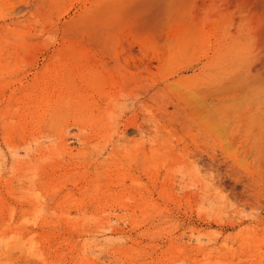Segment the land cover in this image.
<instances>
[{
    "label": "rangeland",
    "instance_id": "obj_1",
    "mask_svg": "<svg viewBox=\"0 0 264 264\" xmlns=\"http://www.w3.org/2000/svg\"><path fill=\"white\" fill-rule=\"evenodd\" d=\"M84 1L0 0V237H7L0 264H264V112H236L231 98L224 106L240 117L232 125L239 141L250 137L257 149L260 174L248 180L239 168L225 167L230 159L216 131L206 129L180 95L186 87L234 76L237 4L216 0L212 12L207 0L203 6L202 0L181 1L172 23L176 38L160 42L153 33L134 31L150 42L134 57L126 51L128 40L122 42L129 30L111 18L120 6L72 24ZM169 44L176 45L171 57ZM217 47L222 56L210 61ZM147 52L160 57L163 72L159 62L152 75L137 71ZM166 75L179 88L167 86ZM37 80L56 88L57 105L48 103L44 120L29 114L24 132L17 127L26 107L18 100ZM43 90L32 95L51 100L52 90ZM111 97H119L111 111L117 117L104 107ZM96 117L102 122L92 126ZM163 150L165 161L158 158Z\"/></svg>",
    "mask_w": 264,
    "mask_h": 264
},
{
    "label": "bare ground",
    "instance_id": "obj_2",
    "mask_svg": "<svg viewBox=\"0 0 264 264\" xmlns=\"http://www.w3.org/2000/svg\"><path fill=\"white\" fill-rule=\"evenodd\" d=\"M75 1V0H73ZM181 1L183 0H93L91 1V6H88L87 5V0H85L82 5L77 9L76 11V15L74 16L73 18V21H72V24H74L75 22H78V23H82L86 20H89V19H94L96 18L98 15H101L102 13H107V9L109 7H112V6H120V11L118 13H115L114 15H112V19H114L113 21L120 27H122L124 30H129V34L128 35H131V37H127L125 39H122V42L123 40H128V46L123 42V44H125V49L130 55L136 57L137 55H139L138 53L141 52V54H143V52H146L144 51V49L146 47H148V45H150V42L147 38H143L142 37V34H139V35H132V33L134 31H137V32H149V33H153L155 34L156 38L158 41H172L176 38V34H175V31H174V28L172 27V23H173V19L174 17L176 16L177 14V8H178V5L179 3H181ZM213 0H210V3L212 2ZM221 1L220 3L218 1H214V3L216 4H220V5H227L229 4L228 2H232L231 4L236 3L237 4V8L238 9H235L237 10L236 11V14L235 16L233 17L232 19V23L234 25V29L236 30V33L234 34H237L235 37L232 38V43H236L237 44V52L235 53V56L237 54V60H238V63H237V66L234 70V76L233 77H229L230 79H228L227 77H216L215 79L213 80H209L208 82H206L203 86L200 85L198 87H194V88H188L186 87V89H184V91H186L184 94H180V95H185L183 96L182 100H185L186 99V103H187V106H190L191 111L195 112L197 114V116L199 117L198 119L201 120V124H203L206 129L208 128V130L210 129V132L211 131H214L217 136L216 138L218 139V147L219 149L222 151L223 155L225 154L229 159H230V162H224L225 164V167L227 169L229 168H233V169H236V168H239V170H241L242 172H244L246 174V177L249 179L252 178L253 179H256L257 176H259V172H258V166L260 164V162H257V157H256V146L255 145H251L250 144V137H247L245 140L246 141H239V138H238V135L236 134V132L234 130H232V128L236 127H232L234 121L236 120H239V118L235 115H233L235 113V111L237 110H240V109H243V107H247L248 108V113L249 111H251L250 114H252L253 111L255 110H263L264 112V0H219ZM78 2V0H77ZM186 2V1H185ZM198 2V1H197ZM204 0L201 1L202 3V6L204 4ZM207 2V3H206ZM205 2V7H209L212 9V12L216 11L217 9H213L215 8V4H214V7H212V5L208 4L209 3V0H207ZM225 2V3H224ZM198 2V4H201ZM188 4V2H187ZM207 4V5H206ZM234 5V4H233ZM200 6V5H199ZM211 6V7H210ZM235 6V5H234ZM227 7V6H226ZM230 8V7H229ZM227 9V8H226ZM229 10V9H228ZM68 11V10H67ZM193 11V10H191ZM210 11V10H209ZM225 11V10H224ZM183 12V11H182ZM42 15V14H41ZM211 14H209V16H206V18H209ZM213 15V14H212ZM211 15V16H212ZM216 16L214 15L212 18H215ZM211 18V17H210ZM207 19H205L204 21L208 23V21H206ZM213 20V19H212ZM36 21V20H35ZM52 21V20H50ZM203 21V22H204ZM48 22V21H47ZM204 24V23H203ZM208 25V24H204V27ZM231 25V24H230ZM229 25V26H230ZM45 26V25H44ZM232 26V25H231ZM8 27V26H7ZM203 27V28H204ZM207 28V27H205ZM229 32V31H228ZM232 33V30L230 31ZM27 35V34H26ZM36 35V34H35ZM230 35V34H229ZM47 36V35H46ZM50 36V35H49ZM232 36V35H230ZM52 37V36H51ZM54 37V36H53ZM47 39H51V38H48L46 37ZM252 38H256V45L254 44V46H252V48L250 47V40ZM45 40V39H44ZM49 40L47 42H49ZM43 41V40H42ZM46 41V40H45ZM44 41V42H45ZM47 42H45L47 44ZM122 42L120 44H122ZM258 42V43H257ZM9 43V41L7 42ZM42 43V42H41ZM40 43V44H41ZM15 44V43H14ZM31 44V43H30ZM37 44L39 43H36V46ZM79 44V43H78ZM87 44V43H86ZM167 44V43H166ZM20 45V44H18ZM29 45V44H28ZM32 45V44H31ZM44 45V44H43ZM165 45V44H164ZM34 46H35V43H34ZM33 46V47H34ZM35 46V47H36ZM39 46V45H38ZM86 46V45H85ZM96 46V45H95ZM124 46V45H123ZM122 46V47H123ZM170 48V57L172 55L171 52L175 51L174 48H176V45H167ZM14 47V46H13ZM34 47V48H35ZM45 47V46H44ZM77 47V46H76ZM226 47V46H225ZM255 47V48H253ZM38 49V47H36ZM35 48V49H36ZM94 48V47H93ZM92 48V49H93ZM119 49L118 50H121L120 49V45L118 47ZM164 48V47H163ZM162 48V49H163ZM228 48V47H227ZM226 48V49H227ZM235 48V47H234ZM30 49V48H29ZM28 49V50H29ZM160 49V50H162ZM235 49V51H236ZM167 50V49H163V52ZM224 50V49H223ZM30 51H33V49L31 48ZM29 51V52H30ZM123 51V50H122ZM125 51V53H126ZM143 51V52H142ZM124 52V51H123ZM2 53V52H1ZM120 53V51H119ZM150 53V52H149ZM210 53V52H209ZM139 55L140 56H143V55ZM145 54V53H144ZM163 54V53H162ZM221 51H220V48L217 47L215 49V52L214 54L210 57V61H215L217 59H219L222 55H221ZM27 55V54H25ZM160 55V54H158ZM166 55V54H165ZM145 56H147L146 58L144 57L143 61H141V63H139V67H136L138 68L137 71L139 70V68H141L142 70H139L140 73H148V71H150V75H152V68L154 69L155 67V63L156 62H159L161 63V59L160 57L154 55V54H145ZM33 57V55H32ZM58 57V56H56ZM164 57H167V56H164ZM18 58V56H17ZM20 58V57H19ZM90 58V57H89ZM163 58V57H162ZM21 59V58H20ZM24 59V58H23ZM137 60V59H135ZM164 60V59H163ZM20 61V60H19ZM139 61H140V58H139ZM138 61V62H139ZM18 62V61H17ZM25 62V61H24ZM130 62V61H129ZM137 62V63H138ZM165 62V61H164ZM163 62V63H164ZM26 63V62H25ZM136 63V62H134ZM136 63V64H137ZM166 63V62H165ZM164 63V64H165ZM197 63V62H196ZM15 64V63H14ZM13 64V65H14ZM17 64V63H16ZM24 64V63H23ZM136 64H133L134 66H136ZM162 64V63H161ZM129 65V64H128ZM163 65V64H162ZM5 66V65H4ZM8 66V65H7ZM17 66V65H16ZM130 66V65H129ZM128 66V68H129ZM132 66V67H134ZM160 66V65H159ZM158 66V67H159ZM165 65H163V67H160L162 68V72H163V69ZM167 66V64H166ZM184 65L182 64L181 66H179L178 69H181ZM11 67L13 68L12 64L7 67V69L10 68L11 70ZM5 68V67H4ZM19 68V66L17 67ZM80 68V67H79ZM156 68H157V65H156ZM5 69V70H7ZM135 69V68H134ZM158 69V68H157ZM121 70V69H120ZM133 70V69H132ZM145 70V72H144ZM156 70V69H155ZM46 71V70H44ZM147 71V72H146ZM128 72V71H127ZM138 72V73H139ZM160 72V70H159ZM44 73V72H43ZM125 73V72H124ZM41 75V74H40ZM50 75V74H49ZM43 77V75H41ZM167 76V75H166ZM107 77V76H106ZM181 78V77H180ZM116 79V78H115ZM160 79V78H159ZM164 82H166L165 84H167V86H177V81L176 80H173L172 77L170 76H167L166 78H163ZM228 79V80H227ZM34 80V79H33ZM161 80V79H160ZM187 80V79H186ZM41 81V79H40ZM39 80L36 81V83H34L32 86L35 87V88H30V91L29 92H26L24 94L26 95H23L21 98H19L18 102L20 105L26 107L25 110H24V113L20 114V117L22 118V121H20V123L18 124V127L17 128H22L23 131H27V126L25 123H28L26 119V117L30 114L32 115V119H34L36 113H39L41 114V117H42V113H44V111L46 110V106L49 104V106L51 108L54 109V106L57 102V100L53 97V94L56 90V88H53V86L51 84H47L45 86H42L40 85ZM44 81V80H43ZM136 81V80H135ZM13 82V81H12ZM186 82V81H184ZM11 83V82H10ZM43 83V82H42ZM163 84V83H162ZM42 86V87H41ZM109 86V85H108ZM181 86V85H179ZM2 87V86H1ZM5 87V86H4ZM111 87V86H110ZM179 88V87H178ZM183 88V87H182ZM43 89H47L48 90H52V92L50 93V95H52L53 98H51V100H47L45 99L44 96H34L32 95V93L36 92V91H42ZM171 89V87H170ZM25 90V89H24ZM60 90V89H59ZM44 91V90H43ZM46 91V93H47ZM112 91V90H110ZM116 91V90H114ZM119 91V90H118ZM230 91H233V95H229L228 93ZM176 92V91H175ZM45 93V94H46ZM57 93V92H56ZM64 93V92H63ZM117 93V92H116ZM114 94L115 96L117 94ZM41 94V93H39ZM44 94V95H45ZM60 94V93H59ZM95 94V93H94ZM36 95V94H35ZM49 95V96H50ZM56 95V94H55ZM47 96V95H46ZM233 99V107L234 105L236 107H234L235 111L232 112L231 109L233 107H231L230 110H227L226 107H224L227 102L230 100ZM112 99L109 98V101L107 100L108 104L106 106H109V107H106L104 106L106 109L108 108L107 111L110 110V114L111 116L113 117H117L118 114H114L112 115L111 111H114L116 108H114L117 104V97H115L112 101H110ZM115 99H117L115 101ZM7 101V100H6ZM106 102V103H107ZM111 102V105L110 103ZM121 102V101H119ZM124 101H122V104H123ZM78 103V101H77ZM76 103V104H77ZM115 103V104H114ZM114 104V107H112ZM119 104V103H118ZM121 104V105H122ZM57 105V104H56ZM80 105V104H79ZM119 106V105H117ZM126 106V105H125ZM71 107V106H70ZM92 107V106H91ZM122 107V106H121ZM113 108V110H111ZM8 109V108H7ZM59 108H57L58 110ZM15 110V109H14ZM20 110V109H19ZM55 110V109H54ZM54 111L52 113V118L56 117L58 114H60V112L58 111ZM101 111V110H100ZM236 111V112H237ZM243 111H246V110H243ZM12 113V112H10ZM104 113V112H103ZM120 113V112H119ZM257 113V112H256ZM49 114V113H48ZM47 114V115H48ZM93 114V113H92ZM91 114V115H92ZM238 114V113H237ZM236 114V115H237ZM106 115V114H105ZM34 116V117H33ZM98 116V115H97ZM195 115V117H197ZM253 116V115H252ZM262 116V115H261ZM1 117V116H0ZM61 117V115L59 116ZM113 117H109L110 119H113ZM256 116L254 115V118ZM258 117V116H257ZM108 118V120H109ZM137 118V117H136ZM264 118V117H263ZM58 119V118H57ZM88 119V118H87ZM105 119V117H104ZM197 119V118H195ZM247 119V117H246ZM253 119V118H251ZM257 119V118H256ZM4 120V118H3ZM42 120H44V118L42 117ZM41 120V121H42ZM255 120V119H254ZM260 120V119H259ZM39 122L38 123V127L42 126V122ZM82 122V119L80 120ZM92 121V120H90ZM113 121V120H112ZM240 121V120H239ZM6 122V121H5ZM79 122V121H78ZM102 122L101 118L99 117H96V119L93 118V125L92 126H96V125H99L100 123ZM135 123V126L137 125L136 123V120L133 121ZM251 122V121H249ZM112 123V122H111ZM257 123H258V119H257ZM13 124V123H12ZM242 124V123H241ZM240 124V125H241ZM80 125V124H79ZM88 125V124H87ZM236 125V124H235ZM113 126V125H112ZM111 126V128H112ZM242 126V125H241ZM12 127V126H11ZM91 127V126H90ZM107 127V126H106ZM16 128V129H17ZM89 129V128H88ZM235 129V128H234ZM117 130V129H116ZM236 131H238L236 129ZM109 132V131H108ZM113 132V131H112ZM111 132V133H112ZM81 133V132H80ZM212 134H214L213 132H211ZM37 134V133H36ZM109 134V133H108ZM142 135V133H141ZM215 135V134H214ZM104 136V135H102ZM107 136V135H106ZM110 136V135H109ZM96 137V136H94ZM5 138V136H4ZM151 138V137H150ZM12 139V138H11ZM90 139V138H89ZM92 139V138H91ZM111 139V138H110ZM244 139V138H243ZM9 140V139H8ZM61 140V139H60ZM108 140V139H107ZM68 141V140H67ZM111 141V140H110ZM11 142V141H10ZM97 142V141H96ZM122 142V140L120 141ZM138 142V141H137ZM145 142V141H144ZM62 143H63V149L64 150H68V147L69 145L66 143V139L63 138L62 140ZM127 143V142H126ZM136 143V142H135ZM83 144V142H82ZM141 144V142H140ZM144 144V143H143ZM152 145V143H150ZM170 144V142H169ZM168 144V145H169ZM107 145V144H106ZM130 145V144H129ZM153 145L154 142H153ZM12 146V145H11ZM86 146V145H85ZM84 146V147H85ZM142 146V145H141ZM88 148V146H86ZM119 147V146H118ZM132 147L133 146H129L128 148V154H129V149H130V153L132 150ZM121 148V147H120ZM126 148V147H125ZM135 148V147H134ZM133 148V149H134ZM137 148V147H136ZM140 148V147H138ZM150 150L151 147H149ZM127 149V148H126ZM125 149V152L127 153V150ZM155 149V147H154ZM169 149V148H168ZM124 150V149H123ZM136 150V149H135ZM149 150V151H150ZM138 151V150H137ZM170 151V150H169ZM124 152V154H126ZM88 153V152H86ZM139 154V152H136ZM136 153H132L133 155L136 154ZM169 153V152H168ZM163 154H164V150H163V153L162 155H160V157L158 158H161V156L163 157ZM88 155V154H87ZM132 155V156H133ZM147 155V154H146ZM155 155V154H154ZM224 155V156H225ZM145 157V156H144ZM155 157V156H154ZM118 158V157H117ZM165 158H168V155L167 157H163V160L165 161L166 159ZM215 159L217 157H214ZM155 159H157L155 157ZM115 160V159H114ZM161 160V161H163ZM44 161V160H42ZM113 161V160H112ZM157 161V160H155ZM154 161V162H155ZM219 161V160H218ZM229 161V160H228ZM160 162V161H159ZM37 163V162H36ZM46 163V161L44 162ZM181 163V162H180ZM185 163V162H184ZM35 164V163H34ZM32 165V164H31ZM38 165H43V163L41 162L40 164ZM148 165V163H147ZM181 165V164H180ZM221 165V164H220ZM219 165V166H220ZM192 166V165H191ZM235 167V168H234ZM31 168V167H30ZM37 168V167H36ZM170 168V167H169ZM188 168V167H187ZM191 169V168H190ZM32 170V169H31ZM38 170V169H37ZM56 170V169H55ZM147 170V168H146ZM34 171H35V168H34ZM149 171V170H148ZM37 172V171H36ZM39 175V174H38ZM33 176H37V175H34ZM155 176V175H153ZM100 177V176H99ZM103 177V176H102ZM101 178H97L98 180L99 179H102ZM243 177V176H242ZM37 178V177H36ZM259 178V177H258ZM257 178V179H258ZM104 180V178H103ZM102 180V182H103ZM261 180V178H260ZM101 181V180H100ZM99 181V182H100ZM236 181V180H235ZM36 182V181H35ZM141 182V181H140ZM237 182V181H236ZM33 183V182H32ZM106 183V181H105ZM240 183V182H239ZM96 185V184H95ZM99 185V183H98ZM106 185V184H105ZM101 186V185H100ZM99 186V187H100ZM26 189V188H25ZM34 190V189H33ZM32 190V191H33ZM97 191V190H96ZM19 192V191H18ZM26 192V191H24ZM28 192V191H27ZM32 193V192H31ZM30 193V194H31ZM34 193V192H33ZM32 193V195H34ZM25 194V193H24ZM21 196V195H20ZM15 197V195H14ZM28 196H25L24 198H26ZM29 197H32V196H29ZM36 197L39 198V196L37 195ZM22 198V197H21ZM37 198V199H38ZM20 199V198H19ZM39 200V199H38ZM124 200V199H123ZM4 201V200H3ZM37 202V203H36ZM34 201L33 204L39 208V206H37L39 203L38 201ZM40 202V201H39ZM2 204V203H1ZM41 204V203H40ZM75 204V203H74ZM77 205H80L83 204V203H76ZM75 204V205H76ZM5 205V204H4ZM125 205V203H124ZM35 208V207H34ZM12 209V208H11ZM10 209V210H11ZM36 211V210H34ZM39 212V211H38ZM82 212V211H81ZM128 212V211H127ZM63 215V214H62ZM65 216V215H64ZM89 217V216H88ZM98 217V216H97ZM25 218V217H24ZM67 218V217H66ZM100 218V217H99ZM101 218H102V215H101ZM12 219V217L10 218ZM68 219V218H67ZM80 219V218H79ZM84 219V218H82ZM81 219V220H82ZM85 219H88L87 217H85ZM98 219V218H96ZM95 220V218L93 219ZM75 221V220H73ZM83 221V220H82ZM92 221V220H91ZM72 222V221H70ZM85 222V220H84ZM89 222V221H88ZM20 224L22 222H19ZM19 224V225H20ZM25 224V223H24ZM23 223L21 224V226H25ZM44 224V223H43ZM77 225V223H75ZM75 226V225H73ZM72 227V226H71ZM18 228V227H17ZM25 228V227H24ZM15 230V229H14ZM18 231V230H17ZM10 236V235H9ZM14 236V234H13ZM18 237V235H17ZM21 237V235H20ZM19 237V238H20ZM1 240L3 239L2 236L0 237ZM7 238V237H6ZM6 238H4L6 240ZM9 238V237H8ZM14 237H12L13 239ZM3 239V240H4ZM11 239V238H10ZM16 239V238H15ZM21 239V238H20ZM0 241L1 242H4V241ZM8 240V239H7ZM15 241V240H14ZM32 241V240H31ZM7 241H5L6 243ZM12 242V240L10 241ZM9 242V243H10ZM8 243V244H9ZM19 243V242H18ZM21 243V242H20ZM2 244V243H1ZM1 244H0V247H1ZM8 244L6 245L7 248L9 247ZM14 244H17L14 243ZM29 244H32L29 243ZM12 245V244H11ZM24 245V244H23ZM36 245V244H35ZM4 246V245H3ZM2 246V247H3ZM20 245H13L12 246V249H15L14 247H19ZM26 245H24L23 247H25ZM32 246V245H31ZM5 248V247H4ZM6 248V249H7ZM260 248V247H259ZM9 249V248H8ZM28 249V248H27ZM26 249V250H27ZM16 250V249H15ZM25 250V249H24ZM11 252V251H10ZM25 252V251H24ZM41 259V258H40Z\"/></svg>",
    "mask_w": 264,
    "mask_h": 264
}]
</instances>
